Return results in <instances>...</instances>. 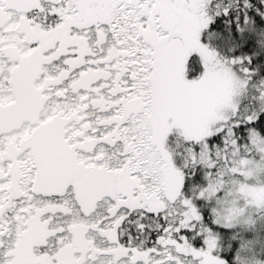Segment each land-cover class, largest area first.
Wrapping results in <instances>:
<instances>
[{
  "label": "snow or ice",
  "instance_id": "snow-or-ice-1",
  "mask_svg": "<svg viewBox=\"0 0 264 264\" xmlns=\"http://www.w3.org/2000/svg\"><path fill=\"white\" fill-rule=\"evenodd\" d=\"M0 264H264V0H0Z\"/></svg>",
  "mask_w": 264,
  "mask_h": 264
}]
</instances>
